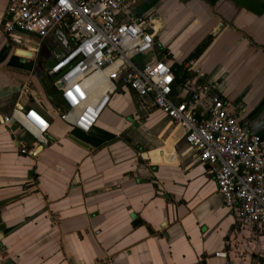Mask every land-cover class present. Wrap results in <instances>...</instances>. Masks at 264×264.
<instances>
[{"label":"crops","instance_id":"crops-1","mask_svg":"<svg viewBox=\"0 0 264 264\" xmlns=\"http://www.w3.org/2000/svg\"><path fill=\"white\" fill-rule=\"evenodd\" d=\"M6 6L0 0V264H264V231L239 230L209 167L150 99L115 93L88 134L61 122L36 67L40 54L41 68L53 64L65 39L55 32L39 50L32 35L12 42ZM132 14L181 79L215 85L264 155V0H139ZM16 108L50 124L46 144L5 124Z\"/></svg>","mask_w":264,"mask_h":264},{"label":"built area","instance_id":"built-area-1","mask_svg":"<svg viewBox=\"0 0 264 264\" xmlns=\"http://www.w3.org/2000/svg\"><path fill=\"white\" fill-rule=\"evenodd\" d=\"M138 1L6 0V32L17 44V33L34 36L37 50L55 32L64 37L65 51L53 66L36 67L64 104L57 110L61 122L88 134L115 93L127 89L150 99L151 108L181 129L188 150L209 167L239 230L264 231L261 140L240 124L215 85L187 77L177 82L170 62L157 55L155 31L132 14ZM4 121L47 143L50 124L35 111L16 108Z\"/></svg>","mask_w":264,"mask_h":264},{"label":"water","instance_id":"water-1","mask_svg":"<svg viewBox=\"0 0 264 264\" xmlns=\"http://www.w3.org/2000/svg\"><path fill=\"white\" fill-rule=\"evenodd\" d=\"M52 66H53L52 64L48 65V67H52ZM38 77L43 81V78H42L41 74H38ZM55 102H56V104L58 106L64 107V104H63V102L61 101V99L59 97L56 98ZM68 139L70 141H72L74 144L78 145L79 147H82V148H85V149H89V147L85 143H83L81 140H79L78 138L74 137L71 134L68 136ZM3 229H4V226L1 223V218H0V231H2ZM0 238H1V236H0ZM4 264H13V263L8 260V261H5Z\"/></svg>","mask_w":264,"mask_h":264},{"label":"trees","instance_id":"trees-1","mask_svg":"<svg viewBox=\"0 0 264 264\" xmlns=\"http://www.w3.org/2000/svg\"><path fill=\"white\" fill-rule=\"evenodd\" d=\"M209 38H207L203 43H201L196 49H195V51L192 53V55H191V59H194V58H197L201 53H202V51L205 49V47L209 44ZM175 73H176V71H175ZM176 76H177V82L179 83L180 81H179V79L178 78H180V76H179V74H177L176 73ZM182 78H184V77H182ZM181 80V79H180Z\"/></svg>","mask_w":264,"mask_h":264},{"label":"rangeland","instance_id":"rangeland-1","mask_svg":"<svg viewBox=\"0 0 264 264\" xmlns=\"http://www.w3.org/2000/svg\"><path fill=\"white\" fill-rule=\"evenodd\" d=\"M50 50H51V48H50ZM38 57L39 58H38L37 66L46 67V65H47V58L44 55H42V54H40Z\"/></svg>","mask_w":264,"mask_h":264},{"label":"bare ground","instance_id":"bare-ground-1","mask_svg":"<svg viewBox=\"0 0 264 264\" xmlns=\"http://www.w3.org/2000/svg\"><path fill=\"white\" fill-rule=\"evenodd\" d=\"M17 52H18V54L21 55V56H25V55L28 56V55H29V53H27V52H25V51H22V50H18Z\"/></svg>","mask_w":264,"mask_h":264}]
</instances>
